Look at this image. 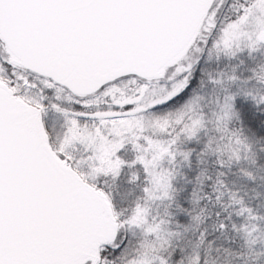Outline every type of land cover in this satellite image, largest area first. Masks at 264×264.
Returning <instances> with one entry per match:
<instances>
[{
    "label": "snow or ice",
    "instance_id": "6c2138e0",
    "mask_svg": "<svg viewBox=\"0 0 264 264\" xmlns=\"http://www.w3.org/2000/svg\"><path fill=\"white\" fill-rule=\"evenodd\" d=\"M0 264H264V0H0Z\"/></svg>",
    "mask_w": 264,
    "mask_h": 264
}]
</instances>
